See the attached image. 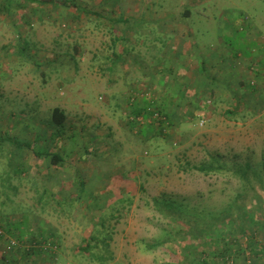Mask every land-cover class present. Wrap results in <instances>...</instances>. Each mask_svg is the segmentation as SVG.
Instances as JSON below:
<instances>
[{
  "label": "rangeland",
  "instance_id": "374dc122",
  "mask_svg": "<svg viewBox=\"0 0 264 264\" xmlns=\"http://www.w3.org/2000/svg\"><path fill=\"white\" fill-rule=\"evenodd\" d=\"M71 1L86 4L85 0ZM112 1L115 6L121 2ZM158 1L164 3L167 10L177 11L181 0H144L148 5L144 8L148 9L150 16L159 17L166 9L158 8ZM196 1L191 0V3L197 4ZM4 2L9 11L6 17L12 22L33 12L20 0ZM190 11L192 19L189 22L180 21V25L193 31L197 44L216 43L219 19L223 16L228 21L235 17L233 22L228 21V28L234 37L227 36L224 42L234 45L251 33L258 39L260 52L256 54L254 51L249 62L256 59L255 63H248L244 69L249 79L222 81L220 86H216V95L210 94V88L201 87V94L196 95L189 108L187 102L166 100L170 92L162 85H153L157 81L153 78V43L167 42L164 36L151 38L153 34L146 38L135 35L136 38L122 42L119 38L113 40L117 43L114 47L121 49L127 60L137 61L139 58V63H143L141 70H135L128 77L123 76L120 82L114 79L120 66L115 58L119 56L116 52V56L96 55L92 61L94 69H104L102 75L110 76L108 82L117 83L122 88L120 95L115 96L116 101L109 99L104 88L106 77L87 68L90 61L80 65L82 69L77 73L78 78L72 79V87L64 85L55 88L57 81L52 73L56 71L47 69L44 72L46 91L43 92L45 84L40 77L41 70L33 63L16 69L25 73L24 78L19 79L24 84L10 86V81L6 79L7 70H11L8 64L15 59H21L23 63L27 61L25 55H17L14 49L19 41L15 33L27 28L15 29V23L0 20V88L7 90L6 93L3 91V97L0 96V203L6 201V206L3 209L0 207V210L6 215L4 220L8 224L25 221L29 233L40 235L44 231L54 236L59 244V264H179L182 256H173V253H181L179 245L160 247L153 252L146 247V244L166 240L168 233L173 231L171 219L159 211L161 204L169 202L172 208L168 212H182L204 223L217 219V223L227 229H231L232 225L223 224L222 220L225 215H229L227 221L235 217L230 208L235 199L246 197V205H251L250 197L254 192L250 197L245 196L241 184L231 174L211 173L205 176L195 168L212 158L227 170L240 169L249 164L264 176V0H211V5L195 7ZM41 12L48 15L49 9ZM60 12L56 15L50 10L54 20V15L61 18L52 23L47 34L68 29L66 12L62 9ZM202 14L216 26L205 24V19L200 18ZM100 18L103 22L94 25L98 32L103 26H108V32L120 26L125 30L139 26L142 34L144 30L158 32L153 23L145 24L141 20L129 19L127 23L116 24L110 17L108 21ZM223 25L221 29L228 30L225 22ZM40 27L43 26L38 22L31 23L27 31L40 34ZM47 36L40 39L43 45L38 38L33 41L42 45V50H61L52 44L55 39ZM64 39L69 45L75 40ZM61 43L65 46L63 41ZM77 43L79 46L84 43L90 54L93 49L98 53L105 52L101 50L106 46L104 39L97 35L88 38L83 34L78 37ZM131 43L136 46H131ZM7 47L10 48L9 54L3 51ZM216 47L221 48V45ZM132 48L134 54H130ZM91 56L88 55V59ZM71 59L74 64L80 62L74 56ZM65 77L68 80L69 74ZM59 78L63 81L61 74ZM161 82L165 84L166 81ZM148 85L152 87V95ZM22 92L28 95L23 96ZM177 96L173 92V97ZM181 98L190 99L191 94ZM199 100L200 108L194 105H198L196 101ZM209 101L211 103H207ZM154 104L159 112L166 114L165 118L160 117L166 122L163 137L153 132H147L145 136L135 134L139 127L130 120L128 106H142V109L148 110ZM62 106L67 108L66 128L72 125L71 131L73 133L76 129V133L70 134L69 129L62 131L53 126L52 110ZM68 108H71V117ZM167 122L170 124L167 125ZM22 124L32 127L25 130ZM19 141L30 144L31 149L39 153L60 156L62 163L54 167L50 158L37 159L30 152L18 150ZM256 194L263 198L264 192ZM5 197H9L12 203H7ZM255 228L259 226L255 224ZM87 244H90L89 253L82 250ZM189 244L185 241L183 246L188 248ZM4 249L5 243H2L1 255ZM196 253L190 256L197 257L199 251ZM251 261L252 264H264V257ZM29 262L34 263V260ZM235 262L249 264L242 257Z\"/></svg>",
  "mask_w": 264,
  "mask_h": 264
},
{
  "label": "crops",
  "instance_id": "0c3cea01",
  "mask_svg": "<svg viewBox=\"0 0 264 264\" xmlns=\"http://www.w3.org/2000/svg\"><path fill=\"white\" fill-rule=\"evenodd\" d=\"M4 1L5 0H0V10L4 6L5 3ZM64 1L72 3L73 8H66L59 5L56 7L50 5L41 6L35 8V10H31L33 11L31 12V15L18 17V19L15 22L10 21L6 17L8 13L5 14V12L4 13L0 12V20L3 23H15L13 27L15 29L20 27L24 29L26 28L30 29L31 23L35 24L37 22L41 26H43L40 27L42 30L40 29L38 31L40 32V34L32 31L30 33V30L27 31V29L25 31L23 30L21 32L19 31L15 33L19 41L17 42V44H15L16 46L14 49L17 50V55L18 54L19 56L25 55L24 58H26L27 61L26 63H23L21 59L20 60L15 59L8 64V67H11V70H7L8 72H6L7 74L6 79L10 81L9 83L10 86L16 87L18 85L24 84L22 81L19 82V79H23L25 73L18 71L16 69L19 68V66L21 69V67L26 66V64L29 63L30 64L33 63L34 64L33 66H36L38 67V70H41L40 77L43 79V82L45 84L42 86L43 92L46 91V83H45L46 80H45L44 72L47 69L50 70L51 72L52 69L56 71L55 74L52 73V76H54V78L57 81L55 88H62L64 85L72 87V79L78 78L77 73L80 72V69H82L80 68V65H82L84 61L86 62L90 61L91 63L87 68L91 70V72L97 71V74L104 78L106 77L105 75H102L104 69H100V68L94 69L92 66V61L96 59V55L106 54L108 56H116L114 55L115 52L117 53V55H119L118 57L115 58L116 61L119 62L120 66L118 69L119 74L115 72L117 73V75L116 77H114V79L116 78L120 82L123 76L128 77L132 73H135V70H141V65L143 63H139V58L137 59V61L134 59L127 60V55L125 53H122L121 49H119L120 50L119 51L114 47L116 46L117 43L113 42V40L119 38L121 39L122 42L125 41V39L132 40L133 38H136L135 35H140L143 38H146L147 36L151 37V34H153V37H151L153 39L163 36L167 39L166 43H160L159 45H156L157 42L153 43L154 44L153 74L155 73L153 75V78L157 80L153 85L154 86L157 84H159L158 86L162 85L166 90L170 92L166 100L169 99L170 102L172 103H174L176 100L184 101V103L187 102V107L189 108V104H193L194 101L196 100L195 99L196 95L201 94L202 91L201 87H204L205 89L210 88V91L212 90L210 94L216 95L215 94L216 86H220L222 81H226L227 79H229V81L234 80L235 82L239 81L240 79L247 80L248 76L246 73L248 72L246 70L244 71V69L246 68V65H248V63L249 64L255 63L256 59H254V61L252 60L249 62V60L252 59L254 56L253 55L254 51L257 52L256 54L260 52L259 49L260 44L258 43V39L255 38L251 33L246 34L247 36L244 39L238 40L237 44L234 43V45H228L226 42H224V39H226L227 36H229L230 38L232 36L234 37V33L228 28V24H229L228 21L233 22L235 20V17L234 20L230 19L228 21H225L226 19H223L224 17L222 16V18L219 19L218 24L216 26V24L212 22L211 19L209 20L208 17H205L204 14H202L200 18L202 20L205 19L206 21L205 24H211L216 26L217 41L216 43H214V41L208 42L205 45L197 44L193 31L190 30L189 28H184V26H181L180 21L186 20L189 22L192 19V12L190 11V9L195 7L198 8L199 6L205 7L206 5L209 4L211 5V0H197V1L192 0V1H196L197 4L196 3L192 4L191 0H181L179 7L178 8H176L177 6L175 7L177 11L167 10L166 5L158 1L157 4L158 8H161V10H163L162 8L164 7L166 8L165 10L162 11L161 16L159 17L155 15L150 16V14H148V9L144 8V6H148V5H145V3L143 2L144 0H121L120 4L119 5L117 4L116 6L113 4L112 0H85L86 4H82V2L74 3L71 0L70 1L64 0ZM47 9H49L48 15L41 12L42 10L46 11ZM60 9L66 12L67 16L65 19L68 18L66 20L68 29L64 31L58 30L53 35L47 34L49 33V31H51L50 29L53 26L52 23L56 19L61 18L60 16H56L57 13L61 14ZM50 10H52L54 14L56 13V15H54L55 20L53 19L52 15H50ZM197 14L199 15V12ZM235 15L239 16V14L237 13H235ZM100 17L104 18V20L106 21H108L107 18L110 17L112 18L111 20H114L116 24L121 22L127 23L129 19L133 21L141 20L144 21L145 24L153 23L155 27H157L158 32L157 31L148 32L144 30L143 31L144 34H142L140 32L142 30L140 29L139 26L137 28L128 27L129 30H125V27L120 26L118 28H115L113 32H108L109 31L107 29L108 26H103V27L101 26L102 31L98 32V29H95L94 25L96 23L99 24V22H103V20ZM57 22L59 23L60 20ZM224 22H225V27L227 26L228 30L221 29V26H224L223 25ZM28 26H30V28H28ZM79 33L81 35L85 34L88 38L93 37L94 35L100 36L101 39H104V43L106 44V46L101 49V50H105V52L98 53L96 49H93L90 50L91 51L90 54L88 49L84 47L85 46L84 43H82L81 46H79V44L77 43L78 37L81 36L79 35ZM114 34H117V36L114 37ZM47 35H49L50 38L55 39L52 40V44L56 46L57 49L64 50V52L61 50L55 51L54 49L50 51L42 50L43 43L40 41V39L48 38ZM34 38H38V41L41 42L42 45L35 43L33 41ZM64 38H74L75 40L72 45H69ZM235 40L236 39H234V42ZM61 41L65 43V46L61 43ZM36 44L38 45V47ZM216 44L221 45V48L216 47L217 46ZM132 45L136 46L135 43H131V46ZM157 46H159V48H157ZM9 50L10 48L8 47L3 48L5 54H9L7 53L10 52ZM66 53H68V55H66ZM130 54H134V48H132ZM49 55L50 58H47L49 57ZM83 55L86 56L83 57ZM88 55H92L91 59H88ZM72 56H74L77 61H80L79 64H74V62L71 59ZM39 61H42V63ZM2 68L3 66H1V69ZM59 73L61 74L63 81L61 80V78H59L60 75ZM66 74H69L68 80L65 77ZM90 74L93 76V73ZM161 79L166 81L165 84L161 82L162 81ZM86 80L88 79L86 78ZM110 80H111L110 76L105 78L104 88L107 89L109 99L116 101L115 96L120 95L121 93L120 89L122 88L118 86L117 83L111 84L110 82H108ZM149 85L148 87L151 88L150 93L152 95L153 91L151 86L153 85L152 84L151 86ZM178 89H182V90L178 91ZM3 91H5L4 93L7 92L5 88H0V96L4 95ZM173 92L178 94L177 98L173 97ZM21 94L23 96L28 95L25 94L24 92H22ZM186 94H191V98L182 99L181 97L185 98ZM56 99L57 98H55V100ZM44 100L45 99L42 100L43 104H45ZM199 101H196L198 105L194 104L198 108L201 107V100ZM60 103L64 104L66 102H60ZM207 103H211V101ZM57 109L63 111L67 116V108H64V106H62V108H57ZM68 110L71 112L70 115L71 117L72 116L71 108H68ZM73 116H75V112L73 113ZM74 119L76 118L74 117ZM21 127L25 128V130H28V128L29 127L31 128L32 126L29 124H22ZM71 127L72 125L69 126L70 134L76 133V129H73V133H72ZM73 128H75L74 125ZM2 243L5 242L0 241V249ZM10 260H12L13 263H9V264H30L29 260H24L22 257H19L17 255L5 256L4 254L2 255L0 254V264H8V261ZM31 264H42V262L41 259H37V260L34 259V263Z\"/></svg>",
  "mask_w": 264,
  "mask_h": 264
},
{
  "label": "trees",
  "instance_id": "16d2710c",
  "mask_svg": "<svg viewBox=\"0 0 264 264\" xmlns=\"http://www.w3.org/2000/svg\"><path fill=\"white\" fill-rule=\"evenodd\" d=\"M20 1L23 2L24 5L30 7L29 9L31 10L49 5L73 8L72 3L60 0ZM7 9L8 6L5 5L0 12L9 13ZM261 65L263 66L262 62ZM253 89L254 88H251V90ZM153 103L155 102L153 101ZM129 108L131 113V116H129L130 120L133 121V123L135 122L134 125L139 127L135 134L140 133L145 136L147 132H153L157 133L159 137H163V133H165L166 129V122L164 123V121H161V118H165L166 114L159 112L155 104L152 109L148 110L142 109V106L141 108H134L129 105L128 109ZM227 114L232 115L231 113ZM138 119L142 120V124L137 122ZM52 123L57 130L63 131V129H69L66 128V114L57 108L52 111ZM169 124L170 123L167 122V125ZM18 143L20 144V147L17 146L18 150L30 152L32 157L37 159L42 157L50 158V163L54 167H58L59 163H62V158L58 155L49 156L46 153H39L31 149L30 144L20 143V141L17 142V144ZM195 170L205 176L211 173L231 174V176L241 184L245 196L248 195V197H250V194L254 192L250 197L251 205H249V207L246 205V197L242 199L241 196H238L230 206L234 211L235 217L233 219L230 217L231 219L229 221H227L229 215L223 217V224L232 225L231 229H227L220 226L217 223V219H211L208 223H204L199 221L197 217L186 215L182 212L174 213V210L168 212V210L172 208V204L169 202L163 203L160 205L159 211L171 219L173 231L168 233L166 240L146 244L147 250L153 252L160 247H167L174 244L179 245L181 253L175 254L170 249L168 250L173 253V256L177 255L180 256V258L182 256V262H179V264H236L235 259L240 257L248 261L249 264H252L253 262L251 260L262 259V257H264V194L263 198H261V196L256 193H260L261 191L264 192V176L253 170L249 164L240 169L227 170L226 167L219 165L212 158L209 162L201 164L198 168L196 167ZM1 198L0 196V199ZM5 199L8 201L7 203H12L9 197H5ZM4 206H6V201L0 203L2 209ZM5 216L6 215L1 213L0 210V230L3 238H5L3 240L0 239V241L7 242L8 239H13L20 243V247H17L10 252L11 254L8 253L9 255L6 256L17 255L24 260L32 261L34 259H41L42 264L54 263L52 249L56 247L59 250V244L54 236L48 235L44 231H41L40 235L29 233L26 229L25 221L8 224L9 222L4 220ZM255 224H257L259 228H255ZM253 229H256V231ZM260 232L261 234H259ZM27 235H31V237H27ZM258 235H260L261 238H258ZM25 237L28 239H25ZM104 241L105 240H103V243H105ZM185 241L190 242L188 248L183 246ZM89 245L90 244H87L85 248H82L85 253H89ZM27 246L31 248L28 251L26 249ZM197 251H199L198 255H196L197 257H195V255L190 256ZM185 252L188 254H185ZM9 263H13V261L10 260L8 261V264Z\"/></svg>",
  "mask_w": 264,
  "mask_h": 264
},
{
  "label": "built area",
  "instance_id": "2783aa9c",
  "mask_svg": "<svg viewBox=\"0 0 264 264\" xmlns=\"http://www.w3.org/2000/svg\"><path fill=\"white\" fill-rule=\"evenodd\" d=\"M137 121L142 122L141 119H138ZM0 239H2V240L5 239L2 236L1 230H0ZM19 244H20L19 242H17L16 240H13V239H8L7 242L5 241V249H4V252H3L4 255H6V253L7 254L10 253L11 251H13L14 249H16L17 247H20ZM26 249L28 251L31 248L29 246H27ZM52 255H53V261H54L53 264H59L58 260H59V257H60V252H59V250L56 247H53V249H52ZM46 264H49V263H46Z\"/></svg>",
  "mask_w": 264,
  "mask_h": 264
}]
</instances>
